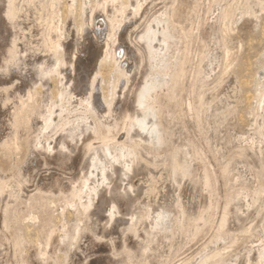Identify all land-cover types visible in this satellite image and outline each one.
Listing matches in <instances>:
<instances>
[{"label": "rangeland", "instance_id": "374dc122", "mask_svg": "<svg viewBox=\"0 0 264 264\" xmlns=\"http://www.w3.org/2000/svg\"><path fill=\"white\" fill-rule=\"evenodd\" d=\"M28 1L21 2L23 12L17 28L19 62L15 68L30 80L34 78L35 66L40 65V61L30 53L42 54L43 32L50 25L56 26L61 39L67 41L68 29L76 31L80 28L87 14L85 9L93 6L96 0H34V8L27 6ZM120 1L125 5L138 3L140 10L136 16L128 15L121 27L120 40L116 44L119 58L125 47L122 36L135 42L145 22L160 31L163 24L157 25L153 19L158 16L161 20L168 19L171 12L169 30L173 38L169 40L166 52L159 55L170 66L165 71L166 75L154 77L157 80L169 79L172 83L151 94L156 104V117H149L147 122L148 128L152 123L157 124V132L143 133L144 140L135 138L137 155L150 162L165 160V165L139 171L126 180L122 178L119 183L121 189L134 182L139 187H134L138 195L128 207L118 206V212L115 211L114 219L108 224L104 216L112 206L110 195H106L104 202L93 197L91 207L84 210L81 204L87 203L89 190L83 188L79 192L77 183V176L90 172L88 186L98 187L102 192L105 187L101 185V164L93 168L84 163L81 169L72 167L70 161L61 167H37V171L48 168L52 178H58L64 187L70 188L68 197L56 190L49 191L44 184L40 186L42 183L35 177L27 182L26 187L19 188L14 178L17 167L26 178L30 175V167L35 164V152L53 147L62 127L75 128L92 123L89 116L85 123L81 122L84 106L79 100L87 92L85 84L94 73L96 55L94 51L77 45L72 52L77 53L81 60L74 65L75 79L64 86L56 75L45 77L42 83L36 82L30 99H27L26 91L21 90L25 110L33 115L36 126L21 124L11 147L4 149L0 146V178L6 182L7 217L12 225L6 233L12 238L17 234L27 247L40 248L44 252L47 237L54 232L63 241L60 249L51 252L47 248L45 264H119L126 251H129L128 264H199L205 257L216 253H221L223 264H242V258L248 254L254 258L264 246V227L258 219L253 221L252 232L245 233L240 229L250 220L251 201L264 194V104H259L258 98V90L264 81V0ZM131 10L132 6H129L128 11ZM94 25L104 28L98 15ZM103 36L98 37L102 39ZM7 38V31L1 29L0 55ZM121 62L132 76L128 85L138 84L143 67L134 71L130 55L123 57ZM100 65V81L94 87L95 96L99 98L108 97L112 85L118 80L112 63ZM64 73L62 68L61 74ZM218 76H223V83L217 97L210 104L201 105L202 92ZM2 87L0 79V90ZM62 89H65L63 96L60 95ZM123 89L124 81L120 79L116 92ZM51 108L56 130L50 128L45 132L42 130L43 118ZM1 117L0 113V122L6 119ZM7 133L0 125V139ZM119 134L118 146L127 144L124 130ZM36 140L38 148L32 149ZM93 143L97 144V141ZM177 158H182L187 177L173 184L172 167ZM123 160L125 158L118 164L112 157L102 159L106 168L111 163L120 166ZM150 179L154 191L147 194L144 192L150 185ZM41 187L46 190H36ZM203 200H209L211 207L201 220L181 217L180 205L192 214ZM238 201H242V205L235 211L232 206ZM162 208L166 210V218L150 229L149 223ZM143 210L147 212L144 222L137 216ZM228 210L230 230L222 224ZM236 215L240 217L239 221ZM131 223L136 230L134 234L127 231ZM211 262L217 263L218 258ZM249 264L259 263L251 260Z\"/></svg>", "mask_w": 264, "mask_h": 264}, {"label": "bare ground", "instance_id": "6f19581e", "mask_svg": "<svg viewBox=\"0 0 264 264\" xmlns=\"http://www.w3.org/2000/svg\"><path fill=\"white\" fill-rule=\"evenodd\" d=\"M21 2L22 0H0V30L4 29L8 33V38L5 40V48L3 47L4 51L0 55V79L3 84V87L0 90V113L3 115L1 118H6L0 122V125H2L8 133L5 137L3 136V139H0V146L4 149L11 147L12 141L16 138L17 131L21 124H29L32 125V127L36 126L33 115L25 110V101L21 96V90L24 89L27 93V99H30L36 82L42 83L45 77H50L51 75H56L59 78L60 83H63L65 86L67 83L71 82V80L75 79L73 76L75 72L74 65H76L77 60H81L80 56H76L77 53L72 52L74 48L79 45L82 49L94 51L96 55V60L93 63L94 73L87 79L85 84V90H87V92L79 100V103L84 106V113L81 122L87 121V116H89L92 118V123L83 124L82 126L77 125L75 128L62 127V133L57 137L56 143L53 147L42 148V151L35 152V160L33 161L35 164L30 167V175L25 178L21 173V168L17 167L14 178L19 188H24L27 186V182L35 177L40 183H42L40 186L44 184L43 186L46 187V189L48 188L49 191L51 189L56 190L58 193L68 197L70 195V188H67L66 186L64 187V184L62 182L60 183L58 178H52L51 172H48V168H41L37 171V167L41 165H43V167L50 165H58L61 167V165H65L70 161L72 167H80L81 169L82 165H85L84 163H86L87 166L89 164L93 168L97 167V164H101V185H104L105 187L102 192L101 190H98V187L90 188L88 186V182L91 180L90 172L77 176V183L79 185L78 191L82 192L81 190L83 188L89 190L87 203L85 205L80 204L83 206L84 210H88L92 205L90 203L92 202L93 197H99L100 200L104 202L106 195H110L112 206L108 215L104 216V218L107 224L111 223L118 206L128 207L134 202L138 195H136L137 192H135L134 187H136V189L139 187L134 182H129L127 188H122L123 190L121 189L119 183L122 181V178L129 179L133 174H136L139 171L149 170L159 166L164 167L165 165V160L157 163L150 162L137 155L135 138L144 140L142 137L143 133L151 134L157 132V124L152 123L151 127L148 128L147 119L149 117H156V104L151 97V94L159 87L165 86L171 82L169 79L168 81H166V79L157 80L156 77H154L157 75H166L165 71L170 66L166 60L159 58V55L166 52L168 42L173 38L172 33L169 30V18L171 12L167 15L168 19L161 20L158 19L159 16L156 19H153L157 25L163 24L160 31L153 29L149 23L145 22L141 30L137 33L135 42L130 41L127 37L125 38L121 34V39L124 40L125 47L122 51L121 58H119L116 55V44L120 40L121 27L128 15L136 16L138 14L140 5L138 3V5L136 3L134 5H125L120 0H96L93 6L85 9L87 10V14L84 16L85 18L83 19L80 28L76 31L68 29L67 41L61 39V34L58 33L56 26L54 27L53 25H50L47 30L43 32L40 46L43 50L42 54L34 51L31 53L29 52L31 57L40 61V65L38 67L34 65V73H31L34 78H30L29 80L24 77L25 75L23 73L19 72L20 70L18 71L15 68L19 62V57L17 56L19 51L17 49V28L18 19L23 12ZM35 5L34 0H30L27 3V6L29 7L34 8ZM129 6H132L130 12L128 11ZM110 10L112 11V14H110ZM97 15L98 18L102 19V25H104L103 30L96 28L94 25ZM36 27L37 26H35L34 29H36ZM100 35H104L102 39L98 37ZM31 42L33 43V41H30V43ZM155 42L157 44H154ZM127 55L132 57L134 71L143 67L142 78L138 81V84L134 86L131 85L132 87L128 85L132 76L129 74L128 69L123 67L125 64L122 66L121 62V59L123 60V57H126ZM29 60L31 61V59ZM106 62L113 64L114 72L116 73L118 80L112 85L108 97L100 96L99 98V96H95L94 87L100 81V64ZM20 64H22V62ZM62 68H64V74H61ZM120 79L124 81V89L122 92L119 90L120 93H118L116 90L118 89V81ZM135 80L136 81L134 82H137V79ZM222 83L223 76H218L212 83L208 84L200 96L199 103H201V105L210 104L211 101L217 97ZM262 86L263 87L258 90L259 104H264V81ZM69 88L70 86L68 85V89ZM64 90L62 89L60 95H64ZM53 115L54 110L51 108L49 109L48 114L43 118V131L46 132L50 128L56 130V128H54L56 125L53 124ZM122 130H124V137L127 138L128 143H120L118 146L119 141L117 138ZM94 141H97V144L95 143L96 145L93 143ZM37 144H39L38 140H36V144H34L32 149L38 148L36 147ZM107 157H112V160L118 164L121 163L120 160L122 158H125V160L122 161L123 164H120V166L111 163L109 164V167L106 168L103 161L107 159ZM79 171L81 170L79 169ZM171 177L173 184H177L181 179L187 177V170L183 165L182 158H177L173 164ZM206 185H208L207 179ZM5 186L6 182L0 178V211L2 213V215L0 214V216H2V222L0 225V264H45V260L48 259L47 248L50 249L51 252L60 249V243L63 240H59L54 232L49 233L45 242L46 249L42 252L40 248H36L35 250L31 246L27 247L23 238L17 236V234L13 238L12 236H8L6 233L7 229L12 225L7 217L9 202L5 196L6 194H4ZM46 189L41 187L36 190L44 191ZM153 191L154 186L150 179V185L146 188L144 193L151 194ZM85 192L87 191H84V193ZM78 197L80 198V196ZM137 204L139 203L137 202ZM251 204L252 212L250 214V220L246 225L240 228L241 231L245 233L252 232L254 229L253 221L257 219L259 220L260 225L264 227V194H259L257 199L251 201ZM241 205L242 201H238L232 207L237 211ZM210 207L209 200H203L202 203L198 204L195 212L189 214L182 205L179 206L181 217L193 219L194 221L201 220L204 214L210 210ZM164 210L165 209L162 208V210L156 213V217H154L149 223L150 229H154L164 221L166 218V210ZM125 214H127V212ZM146 215V210H143L141 214H137L139 220L143 222L146 220ZM229 215L230 213L228 210L222 218V224L226 227V230H230L228 226L230 219ZM235 218L238 221L240 220L238 215H236ZM130 221H132V219ZM111 225L113 226V224ZM128 225L127 231L134 234L136 230L132 227V223ZM128 254L129 251H126L125 257L119 262V264H128ZM248 255L242 258V264H249L251 260H254L259 264H264V246L259 252H257L254 258H251ZM214 258H218L217 263L211 262ZM199 264H223L222 255L221 253H216L213 256L205 257Z\"/></svg>", "mask_w": 264, "mask_h": 264}]
</instances>
